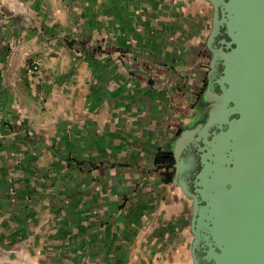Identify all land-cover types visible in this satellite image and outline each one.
Wrapping results in <instances>:
<instances>
[{
    "label": "crops",
    "instance_id": "0c3cea01",
    "mask_svg": "<svg viewBox=\"0 0 264 264\" xmlns=\"http://www.w3.org/2000/svg\"><path fill=\"white\" fill-rule=\"evenodd\" d=\"M206 9L0 0V264H191L153 157L208 111Z\"/></svg>",
    "mask_w": 264,
    "mask_h": 264
},
{
    "label": "water",
    "instance_id": "95a60500",
    "mask_svg": "<svg viewBox=\"0 0 264 264\" xmlns=\"http://www.w3.org/2000/svg\"><path fill=\"white\" fill-rule=\"evenodd\" d=\"M201 123L175 140L171 185L190 201L191 264H264V0H205Z\"/></svg>",
    "mask_w": 264,
    "mask_h": 264
},
{
    "label": "trees",
    "instance_id": "16d2710c",
    "mask_svg": "<svg viewBox=\"0 0 264 264\" xmlns=\"http://www.w3.org/2000/svg\"><path fill=\"white\" fill-rule=\"evenodd\" d=\"M153 164L163 169V180L170 182L172 177L173 159L168 152H157L153 157Z\"/></svg>",
    "mask_w": 264,
    "mask_h": 264
},
{
    "label": "flooded vegetation",
    "instance_id": "af4514ba",
    "mask_svg": "<svg viewBox=\"0 0 264 264\" xmlns=\"http://www.w3.org/2000/svg\"><path fill=\"white\" fill-rule=\"evenodd\" d=\"M211 8H210V14H211ZM208 33V32H207ZM207 36V35H206ZM206 38V37H205ZM205 41V40H204ZM204 56L206 57V70H205V73L207 72V65L209 63V60H210V53L205 51L204 50ZM216 72H218V69H216L213 73H211L209 79L206 78V76L204 75L203 77V81H202V85H203V88L200 92V95H202L203 91L209 87V90L213 93V90L216 91V88L214 86H211L210 83L212 82V80L215 78V75H216Z\"/></svg>",
    "mask_w": 264,
    "mask_h": 264
},
{
    "label": "rangeland",
    "instance_id": "374dc122",
    "mask_svg": "<svg viewBox=\"0 0 264 264\" xmlns=\"http://www.w3.org/2000/svg\"><path fill=\"white\" fill-rule=\"evenodd\" d=\"M204 1V6H206V10H207V15H210V5L205 1V0H203ZM210 22V21H209ZM208 29H209V24H208ZM205 50V49H204ZM204 75H205V73H204ZM203 75V76H204ZM202 88H203V85H202ZM195 119V120H194ZM194 119L192 120V122H191V124L186 128V130H189V129H191V128H193L195 125H198L199 123H201L200 121V119L197 117V116H194ZM183 130H185V129H183ZM185 130V131H186Z\"/></svg>",
    "mask_w": 264,
    "mask_h": 264
},
{
    "label": "built area",
    "instance_id": "2783aa9c",
    "mask_svg": "<svg viewBox=\"0 0 264 264\" xmlns=\"http://www.w3.org/2000/svg\"><path fill=\"white\" fill-rule=\"evenodd\" d=\"M31 69H32V71H35L36 70V67L33 66Z\"/></svg>",
    "mask_w": 264,
    "mask_h": 264
}]
</instances>
